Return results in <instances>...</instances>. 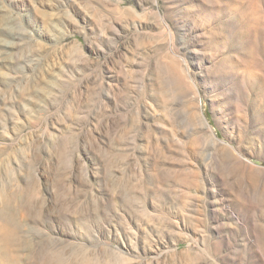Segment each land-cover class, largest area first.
<instances>
[{"label": "rangeland", "instance_id": "1", "mask_svg": "<svg viewBox=\"0 0 264 264\" xmlns=\"http://www.w3.org/2000/svg\"><path fill=\"white\" fill-rule=\"evenodd\" d=\"M0 264H264V0H0Z\"/></svg>", "mask_w": 264, "mask_h": 264}, {"label": "bare ground", "instance_id": "2", "mask_svg": "<svg viewBox=\"0 0 264 264\" xmlns=\"http://www.w3.org/2000/svg\"><path fill=\"white\" fill-rule=\"evenodd\" d=\"M3 255H5V254H3ZM9 259V258H8ZM11 259V258H10ZM5 260V259H4ZM13 260H14V257H13Z\"/></svg>", "mask_w": 264, "mask_h": 264}]
</instances>
